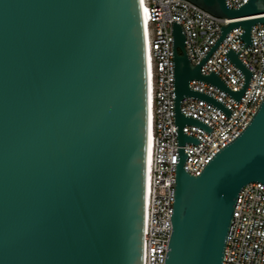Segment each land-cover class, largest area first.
<instances>
[{"label": "water", "instance_id": "obj_1", "mask_svg": "<svg viewBox=\"0 0 264 264\" xmlns=\"http://www.w3.org/2000/svg\"><path fill=\"white\" fill-rule=\"evenodd\" d=\"M225 19L198 65L173 22L177 134L173 232L165 264H223L238 195L264 184V99L247 127L198 176L184 170L187 97L208 83L240 103L252 72L238 55L264 24V0H188ZM236 28L245 48L226 57L243 73L232 91L201 67ZM149 80L141 0H0V264H144Z\"/></svg>", "mask_w": 264, "mask_h": 264}, {"label": "built area", "instance_id": "obj_2", "mask_svg": "<svg viewBox=\"0 0 264 264\" xmlns=\"http://www.w3.org/2000/svg\"><path fill=\"white\" fill-rule=\"evenodd\" d=\"M248 0H226L231 9H239ZM146 15L150 81L152 152L147 174L144 264H165L170 238L176 183L177 134L174 121L173 27L176 21L186 33L185 48L193 65H198L221 36L225 19L216 17L188 0H142ZM142 8V10H143ZM241 28L233 29L201 67L204 76L212 71L232 90L242 89L245 76L225 56L231 48H245ZM253 47L247 46L239 60L252 72L249 85L238 104L222 90L193 80L192 90L218 100L231 112L228 118L216 107L196 98L181 103L185 116L198 119L214 131L208 134L187 125L184 134L201 142L186 143L189 156L184 170L201 174L208 162L247 127L264 99V24L252 29ZM223 264H264V184L243 187L235 205L224 251Z\"/></svg>", "mask_w": 264, "mask_h": 264}, {"label": "bare ground", "instance_id": "obj_3", "mask_svg": "<svg viewBox=\"0 0 264 264\" xmlns=\"http://www.w3.org/2000/svg\"><path fill=\"white\" fill-rule=\"evenodd\" d=\"M141 3H142V0H141ZM143 12L145 13L144 8H143ZM143 17H144V27H145V33H146V23H147L146 15H144ZM147 61H148V68H149L148 48H147ZM148 80H149V75H148ZM149 108H150V81H149ZM151 152H152V122H151V115H150V110H149L148 170H149V165L151 162Z\"/></svg>", "mask_w": 264, "mask_h": 264}]
</instances>
